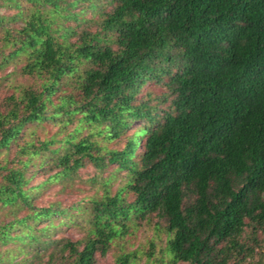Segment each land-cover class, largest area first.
I'll return each mask as SVG.
<instances>
[{"label":"trees","instance_id":"1","mask_svg":"<svg viewBox=\"0 0 264 264\" xmlns=\"http://www.w3.org/2000/svg\"><path fill=\"white\" fill-rule=\"evenodd\" d=\"M10 1L24 20L14 53L35 84L0 101V264H95L116 248L115 264H264V0H24L26 12ZM87 21L97 31L68 41ZM163 77L160 110L137 96ZM77 114L58 171L28 186L51 142L20 145L16 161L8 148L27 123ZM86 162L110 170L101 196L33 206ZM84 212L82 240L58 241L61 256L36 249L64 223L53 216Z\"/></svg>","mask_w":264,"mask_h":264},{"label":"rangeland","instance_id":"2","mask_svg":"<svg viewBox=\"0 0 264 264\" xmlns=\"http://www.w3.org/2000/svg\"><path fill=\"white\" fill-rule=\"evenodd\" d=\"M20 3L22 4L21 8L24 12L29 10V3L24 2V0H21ZM99 7L100 6H98V8ZM17 10L18 3L15 5V1L12 3L10 0H7L6 2L5 0H0V101H4V99L10 95L20 94L19 92H21L22 87H27L29 84L30 86L35 84V78L33 79L22 72L24 60H22L21 56H23V54L14 53V50L19 44L17 42L15 43L14 38L12 37V33L14 32L13 29L16 30L17 28L24 26V20L19 19L21 16H18L19 18L12 17L14 14L16 15ZM95 13H97L96 10L90 8L85 16L89 18L91 14ZM94 17H96V15ZM75 25L79 27L74 33H72V35L67 37L70 42H75L77 37L79 38V30L93 33L98 29V25L91 23V21L80 23V25L75 23ZM8 56L17 57L10 58ZM177 65L178 64H176V66ZM173 69H176V67L173 66ZM166 80L167 77H163L162 81L158 84H156L154 80H148L142 86L141 92L137 97L139 99L144 98L151 103H157L160 110L165 108L167 104L158 102L157 96L162 95L166 91ZM77 117H79L78 114L75 115L72 121L67 123L65 127L62 125V127H60L56 120L50 121L48 119H44L40 122L27 123L22 128L19 137L7 150L6 157L8 156V160H17L16 152L19 149V146L24 143L27 144L33 141L36 145L40 146L43 141L51 142L49 146L50 149L39 155V161L35 162L33 165L30 164L28 167L27 176L31 177L28 186L39 185L44 182L49 175L58 171L59 167L55 166L54 159L64 153V148H61L64 143L62 139L70 132H73L77 123ZM138 124L139 121H135L131 128H134ZM86 130L87 129H82L77 134L78 138L85 136L88 133ZM111 144H108V146ZM57 148H59V151L53 152V150ZM138 149L142 150V146ZM109 173V168L100 171L96 166L94 167L91 162H86L85 165L77 169L72 174L63 177L58 182H49L48 184H44L43 188L41 187L42 189L37 192L35 196H33L32 204L34 207L38 208L54 203L56 206L60 207V209H69V207L73 204H82L84 206L88 204V198L96 196L99 197L103 194L104 190L102 181L108 178ZM120 183L121 180L119 177H113L109 182L111 192H115L120 186ZM87 217L88 215L86 212L74 215L72 220L67 219L63 214L53 216L52 222L54 224H59L60 219H63L64 223L56 225L53 229L48 230L45 236L42 235L43 237H40L42 240H46L51 243L46 245L47 247L45 244L43 245V243H41L40 247L37 245L36 249L43 252L42 255L44 253L46 254V252H48V254L54 252L58 256H61L62 252L58 241L62 242V240H71L76 242L78 240H82L87 233ZM45 223H47V221L42 220L36 225V227L43 226ZM144 229L145 228L138 231L136 239L133 241L134 248H136L140 242H143L142 240L144 236L147 235L148 232ZM114 251L108 252L105 255L97 253L95 264H115L112 254ZM33 255H35L34 252H32V256ZM47 258L49 259V256ZM32 259L34 263H36V257L33 256Z\"/></svg>","mask_w":264,"mask_h":264}]
</instances>
